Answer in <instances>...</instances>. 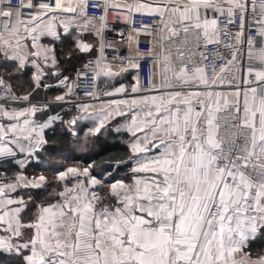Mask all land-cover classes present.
<instances>
[{
	"label": "snow or ice",
	"instance_id": "snow-or-ice-1",
	"mask_svg": "<svg viewBox=\"0 0 264 264\" xmlns=\"http://www.w3.org/2000/svg\"><path fill=\"white\" fill-rule=\"evenodd\" d=\"M88 6L89 0H0V58L14 62L18 73L34 67L35 91L44 76L61 77L55 45L71 38V52H98L77 71V79L90 76L95 87L101 75H120L105 63L107 8L95 30L98 46L73 33V26L81 33L94 27L91 21L97 17L88 15ZM92 6L98 7V0ZM141 9L157 18L161 82L142 90L137 79L130 91L160 94L110 101L117 106L112 112L129 117L127 131L136 138L130 145L137 156L133 183H112L116 203L109 207L93 190L102 180L88 168L61 171L55 164L59 181L82 176L89 184L78 179L69 181L71 187L63 184L57 193L61 200L39 207L29 222L21 220L27 209L24 198L5 194V188L11 193L17 185L0 187V254L21 264H264V256L252 259L246 251L250 243L264 240V0H150L135 10ZM79 17L83 22L77 23ZM230 29L234 39L226 43L221 37ZM253 30L259 47L246 34ZM143 31L151 35L148 26ZM214 44L232 54L209 74L202 49ZM65 57L70 60L71 53ZM124 60L139 68L131 58ZM68 79L44 87L63 86ZM225 84L229 93L216 90ZM126 91L120 86L104 95ZM31 95L17 97L10 85L5 89V98L12 100L29 101ZM63 101L65 95H57L53 102ZM47 107L9 110L0 104V117L16 121L0 123V157L15 156L17 150L34 157L46 147L57 155L44 130L59 116L40 124L31 119ZM81 107L87 112V105ZM112 112L105 113L93 135ZM148 152L153 155H144ZM27 162L17 161L21 167ZM125 163L118 160L115 167ZM45 180L40 176L22 186L39 188Z\"/></svg>",
	"mask_w": 264,
	"mask_h": 264
},
{
	"label": "trees",
	"instance_id": "trees-1",
	"mask_svg": "<svg viewBox=\"0 0 264 264\" xmlns=\"http://www.w3.org/2000/svg\"><path fill=\"white\" fill-rule=\"evenodd\" d=\"M77 37L79 38V36ZM55 47L57 58L60 60L59 67L61 70L64 67V73L61 74V78L67 76L70 80H72L86 58L95 54L71 52V38L66 39L64 43L57 42ZM66 53H71L70 60L65 57ZM33 74V70L29 67L18 73L15 71L14 62H6L3 58H0V77L4 81L6 80L8 85L10 84L11 90L18 97L32 92L29 102L33 104L36 102H47L51 96L58 94L59 88H50L44 91L45 84L56 85L59 82L60 78L54 79L51 78V75H46L41 81V87L32 91L34 85ZM48 107L51 115L62 114L60 121L45 131V138L49 140L50 145H55L54 151L57 155H50L51 149L46 147L27 162L24 171L21 170L20 164L17 163V161H22L24 157L0 159V175L4 177L1 181H12L21 172L25 173L29 178L43 175L48 178L49 182L45 188L36 189L34 194L37 195V200L45 199L46 201L54 202L59 199L57 193L60 190V186L55 182L57 171L53 165L58 164L61 171L69 167H83L90 170L91 176L102 180L103 188L99 190L101 202L106 205L113 200L116 203L109 192L110 185L118 180H124L127 184L133 182L134 174L131 169L134 165L130 160L132 155L130 145L135 137L127 131L129 117L127 115L118 116L102 128L99 134L93 135L92 131L98 127L97 124L90 121H77L74 108L55 103ZM48 115L49 113L47 112H44L41 117L39 115V121L43 123ZM73 120L76 123L71 125ZM116 129H119V131H116ZM118 160H124L126 163L115 167V162ZM246 251L255 258L264 256V240L250 243ZM0 264H21V261L12 255L0 254Z\"/></svg>",
	"mask_w": 264,
	"mask_h": 264
},
{
	"label": "built area",
	"instance_id": "built-area-1",
	"mask_svg": "<svg viewBox=\"0 0 264 264\" xmlns=\"http://www.w3.org/2000/svg\"><path fill=\"white\" fill-rule=\"evenodd\" d=\"M115 1L125 2L127 9L113 10L110 3ZM144 1L148 2L150 0H107V3H105L104 0H98L99 6L93 7L92 4L94 2H97V0H89V6L87 9L89 16L97 17V19L95 20H98L100 23H102L98 18L105 14L104 9L107 8V26L102 32V37L105 42L104 55L107 58L105 63H107L111 68L122 69L127 68L130 65L126 60H124V58H131L133 64L139 65V68L132 67V69L127 70L126 72L127 76H129L131 80L130 89L131 87L136 86L137 79H139L140 81L139 87L142 90L149 89L153 84L159 85L161 82L162 62L158 58L161 49L156 40L157 18L145 14L147 12V9H141L140 11L135 10L137 5L144 3ZM129 7L132 9V11H129ZM145 26H148L151 29V35L143 31ZM246 34H250L251 36H253L256 39L257 47H259V38L257 37L256 32L253 30L250 33ZM128 36L132 37L131 42H129ZM221 39L226 43H231L234 39V29H230V33L228 35H223ZM109 44H113L114 47H108L107 45ZM202 51H206L208 54L207 60L203 63L208 66L207 71L209 74L212 72L213 66H215L216 69L223 67L225 61L229 59L232 54L222 45L215 44L209 45L207 49H202ZM97 54L98 52L93 55H89L83 64L87 63L88 60L93 59ZM83 64L78 70L82 69ZM76 74L77 72L74 74L72 80H70L67 86L68 88L65 91L66 101L64 102V104L74 108V111L76 113L75 119L79 122H82L84 119H80V117H86L87 112H85L81 106L94 103L98 100L100 96V82L102 75L95 82L96 86L94 87L93 81L90 76L80 77L79 79H77ZM235 74L237 76L240 75L239 73ZM167 75H169L170 77V73H167ZM222 75L227 76L229 75V73L225 72ZM6 86L7 85L5 84L4 87H0V104L5 107L12 108L16 105L24 103L22 100H12L9 98H5ZM222 87L225 89L230 88L226 84L222 85ZM68 89H71V91L69 92ZM130 89L129 94L132 97H139L143 94H160L159 91H141L139 93H131ZM11 94L17 96L12 90ZM125 111H127V109H125ZM40 176L43 175H38L36 177L33 176L30 177V179L31 181H34ZM118 182L127 184L124 180H118L114 183ZM47 183L48 182L46 178L42 187H44ZM57 184L60 186V190L62 191L63 184L59 181ZM42 187L31 188L36 190ZM97 194L100 197L99 191L97 192ZM60 200L61 197L57 200V203Z\"/></svg>",
	"mask_w": 264,
	"mask_h": 264
},
{
	"label": "crops",
	"instance_id": "crops-1",
	"mask_svg": "<svg viewBox=\"0 0 264 264\" xmlns=\"http://www.w3.org/2000/svg\"><path fill=\"white\" fill-rule=\"evenodd\" d=\"M116 2V1H115ZM118 3V2H117ZM121 3V2H120ZM82 19V18H81ZM91 24H93V26L94 27H92V29L91 30H96V28H99L100 26H101V23L98 21V20H92L91 21ZM100 41V40H99ZM89 43H92L91 41H89ZM93 44V43H92ZM99 44V43H98ZM94 45V44H93ZM98 46V45H97ZM96 51V48H94V50H93V53H96L95 52ZM93 53H91V54H93ZM85 54V53H84ZM254 54H255V52H254ZM29 68H31L32 70H33V72H34V74H35V72H36V69L34 68V67H31V66H28ZM63 67V66H62ZM130 69H132V67H131V65H129L128 67H127V70H130ZM111 70L113 71V72H119L120 73V75H118V76H112V77H105V76H103L102 75V78H101V82H100V96H99V98H98V100L96 101V102H94L93 103V107L95 108V109H93L94 110V112L95 113H99V114H103V113H106V112H112V110L114 109V108H116L117 106L116 105H112L111 103H110V101H112V100H120V99H131V98H134V97H132V96H130V94H129V89H130V86H131V80H130V77L129 76H127V74H126V72L127 71H121V69H118V68H111ZM45 71L47 72V71H50L49 69H45ZM60 71H61V74H63L64 73V67H63V69L61 70L60 69ZM33 74V75H34ZM45 77V76H44ZM43 77V78H44ZM51 78H57V77H51ZM61 78V77H60ZM69 82H70V80L68 79V82H67V84L66 85H63V86H56V87H44V91H47L48 89H50V88H59L60 89V87L61 88H63L62 90H64V92L66 91V89L68 88L67 86H68V84H69ZM105 82H109V85H106V84H103V83H105ZM56 85H59V82L56 84ZM120 86H124L125 88H126V92L125 93H118V94H115V95H113V96H106V95H101V93L105 90V92H107V91H114V89L116 88V87H120ZM61 90V89H60ZM216 90L217 91H221V92H224V93H229L230 91H231V88H227V89H225V88H223L222 87V85L221 86H219V87H217L216 88ZM62 95H65L64 93L62 94ZM143 95H146V94H143ZM155 95H159V94H152V95H150V96H155ZM55 96H57V94L56 95H54V97ZM137 97V96H136ZM23 101V100H22ZM24 103H21V104H19V105H16V106H14V107H12V108H10V107H5L4 106V108H6V109H9V110H11V109H16V110H20V109H22V108H24V107H27L29 104H32L31 102H29V101H23ZM54 102L53 101H51V100H49V101H47V102H44V103H42V102H36V103H33V104H47L48 106H50V105H52ZM56 104H59V105H61V106H64L65 104H64V101L63 102H56ZM126 109V108H125ZM124 109V110H125ZM44 112H47V113H49V115L45 118V121L44 122H46L47 120H48V118L49 117H54V115H51V111H50V109H49V107H47L44 111H42V112H37L36 113V115L34 116V117H32L31 119L32 120H34L35 122H36V124H40L41 123V121H39V118L42 116V114L44 115ZM40 115V117H38ZM62 114L60 113V114H57V115H55V116H59V119H57L51 126H53L55 123H57V122H59L60 121V118L62 117L61 116ZM116 117H118V115H116L114 112H112V115L109 117L110 118V121L111 120H113V119H115ZM21 119H23V118H21ZM16 121H9V120H7L6 118H3V117H0V123H2V124H4V125H9V124H11V123H15ZM43 122V123H44ZM71 124V123H70ZM71 125H74L73 123L71 124ZM50 126V127H51ZM50 127H48V128H50ZM48 128H46L45 130H44V136H45V131L48 129ZM130 134V133H129ZM9 135H11V134H9ZM138 135H142V134H138ZM136 139V138H135ZM134 139V140H135ZM26 148H27V145L25 144L24 145ZM148 147H151L150 145L148 146ZM132 152V151H131ZM144 155H146V156H148V157H150V156H152L153 155V153L152 152H148V153H146V154H144ZM16 157H24V159L22 160V161H29L31 158H34V157H32V156H27V154L26 153H21V152H19L18 150L16 151V154H15V156H3V157H0V159H3V158H16ZM136 158H137V156H136V154H133V152H132V155H131V157H130V160L133 162V165H134V167L136 166ZM26 165H27V163L23 166V167H21V170L22 171H24V169H25V167H26ZM89 173H90V170H89ZM58 175V174H57ZM56 175V176H57ZM90 175H91V173H90ZM56 176H55V180H56V182L58 183V181H57V178H56ZM19 177H23L24 178V180H19V182H18V179H19ZM47 178V177H46ZM4 179V177H3V175H0V187H4V186H6V185H11V184H16L17 185V187H16V190L14 191V192H11V193H9V191H8V189L7 188H5V194L6 195H10V196H12L13 198H19V197H23L24 198V200H25V203L27 204V209L23 212V213H21V220L22 221H24V222H29L30 220H32L33 219V217L35 216V215H37V212H38V208L39 207H41V206H49V205H54V204H57V201H46L45 199L44 200H37V195L36 194H34V189H32L31 188V186H29V187H23L22 185L24 184V182L25 181H27V182H32L31 181V179L28 177V176H26L25 175V173H23V172H21L20 174H18L17 176H16V178L14 177V180H12V181H8V182H6V181H1V180H3ZM47 182H49V180H48V178H47ZM133 183V182H132ZM131 183V184H132ZM47 185V184H46ZM45 185V186H46ZM130 185V184H129ZM45 186H44V188H45ZM43 188V187H42ZM42 188H40V189H42ZM112 197V196H111ZM115 204V202H113V200H111V202L109 203V204H106V206H109V207H111L112 205H114ZM17 205H12V207H16ZM55 210V209H54ZM25 238H27V236L25 237ZM244 255V253L243 252H241V253H238L237 254V256H239L237 259H239V258H241L242 256Z\"/></svg>",
	"mask_w": 264,
	"mask_h": 264
},
{
	"label": "rangeland",
	"instance_id": "rangeland-1",
	"mask_svg": "<svg viewBox=\"0 0 264 264\" xmlns=\"http://www.w3.org/2000/svg\"><path fill=\"white\" fill-rule=\"evenodd\" d=\"M118 2V1H117ZM111 2L110 3V5L112 6V8H113V10H126L127 9V6H126V4H125V2ZM148 2H150V1H148ZM147 1H144V3H148ZM115 5H119V7H115ZM138 6V5H137ZM81 18L79 17L78 18V21L80 20ZM82 20H83V18H82ZM73 33L76 35V36H79V39H82V40H84L85 42H89V41H91L94 45H98V43H99V40H100V37H98V36H96L95 35V31L94 30H91V32H84V33H81L80 32V30L78 29V28H76L75 26H73ZM49 40L48 39H45L44 41H42L43 43H45V44H48V43H50V42H48ZM95 52H97V49H96V51ZM85 54H87V53H85ZM84 63V62H83ZM70 80V79H69ZM8 82L5 80V84L8 86V84H7ZM34 83V82H33ZM103 84H106V85H109V82H105V83H103ZM10 85V84H9ZM60 91L58 92V94L57 95H62L63 93L65 94V92H64V90H62L63 88H61L60 87ZM105 93V90L101 93V95H103ZM150 95H152V94H149V96ZM50 100L51 101H54V96H51V98H50ZM65 101H66V99H65ZM64 101V102H65ZM55 104H56V102H54ZM59 103V102H58ZM88 106V109H87V115H86V119H84L83 121L84 122H95L96 124H97V126H99V121L101 120V119H104V116H105V113H103V114H99V113H95L94 112V110L93 109H95L94 107H93V103H91V104H88L87 105ZM117 118V117H116ZM115 118V119H116ZM115 119H113V120H115ZM113 120H111V121H113ZM110 122V118H108L107 120H105V126L108 124ZM79 169H84L83 167H79ZM63 171V170H62ZM55 175H57V174H55ZM55 182H56V180H55ZM71 183H69V184H67V185H70ZM99 186V188L101 189V188H103V183H102V185H98ZM99 189V190H100ZM59 191H61V190H58V192ZM109 192H110V187H109ZM100 195V194H99ZM60 198V197H59ZM58 200V199H57ZM239 256H237V258H238ZM251 258L252 259H256L255 257H252L251 256Z\"/></svg>",
	"mask_w": 264,
	"mask_h": 264
},
{
	"label": "bare ground",
	"instance_id": "bare-ground-1",
	"mask_svg": "<svg viewBox=\"0 0 264 264\" xmlns=\"http://www.w3.org/2000/svg\"><path fill=\"white\" fill-rule=\"evenodd\" d=\"M81 22H83L82 19H80L79 21H77V23H81ZM91 26H93V24H91ZM94 26H95V25H94ZM56 178H57V181H59L58 175L56 176ZM77 179H78V178H77ZM77 179H75V180H77ZM96 179H97V178H96ZM71 180H73V178H72V177H69V181H71ZM78 180H83L84 183H85L86 185L89 184L88 179L85 178V177H82V176H81ZM98 180H99V179H98ZM69 181H65V182H61V181H59V182L62 183V184H68ZM68 186L71 187L72 184H70V185H68Z\"/></svg>",
	"mask_w": 264,
	"mask_h": 264
},
{
	"label": "water",
	"instance_id": "water-1",
	"mask_svg": "<svg viewBox=\"0 0 264 264\" xmlns=\"http://www.w3.org/2000/svg\"><path fill=\"white\" fill-rule=\"evenodd\" d=\"M77 178L79 179L80 177H77ZM77 178H73V180H71V181H73V182H74V181H75V179H77ZM99 189H100V188H99V186L97 185V186H96V189H93V190H96V191L98 192V191H99Z\"/></svg>",
	"mask_w": 264,
	"mask_h": 264
}]
</instances>
